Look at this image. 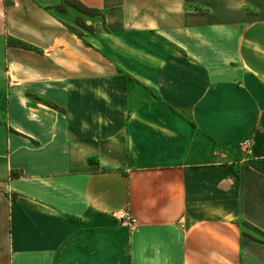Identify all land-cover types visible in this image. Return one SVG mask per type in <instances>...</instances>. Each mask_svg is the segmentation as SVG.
Here are the masks:
<instances>
[{"label": "crops", "instance_id": "crops-1", "mask_svg": "<svg viewBox=\"0 0 264 264\" xmlns=\"http://www.w3.org/2000/svg\"><path fill=\"white\" fill-rule=\"evenodd\" d=\"M0 264H264V0H0Z\"/></svg>", "mask_w": 264, "mask_h": 264}, {"label": "built area", "instance_id": "built-area-1", "mask_svg": "<svg viewBox=\"0 0 264 264\" xmlns=\"http://www.w3.org/2000/svg\"><path fill=\"white\" fill-rule=\"evenodd\" d=\"M238 147L245 158L249 157L252 153V148H253L252 139H246L240 142ZM112 217L121 226H126L131 230H134L138 224L137 220L132 216V214L128 210L115 211L112 213Z\"/></svg>", "mask_w": 264, "mask_h": 264}, {"label": "trees", "instance_id": "trees-1", "mask_svg": "<svg viewBox=\"0 0 264 264\" xmlns=\"http://www.w3.org/2000/svg\"><path fill=\"white\" fill-rule=\"evenodd\" d=\"M78 9H80V11L81 12H83V13H90V11L89 10H87V9H85V8H83V7H81V6H76ZM18 45V44H17ZM19 45H21V44H19ZM22 47H25L24 45H21Z\"/></svg>", "mask_w": 264, "mask_h": 264}]
</instances>
